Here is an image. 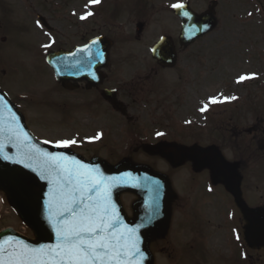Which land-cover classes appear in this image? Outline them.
Here are the masks:
<instances>
[{"label": "rangeland", "instance_id": "1", "mask_svg": "<svg viewBox=\"0 0 264 264\" xmlns=\"http://www.w3.org/2000/svg\"><path fill=\"white\" fill-rule=\"evenodd\" d=\"M136 1L130 4L114 1V13L119 8V16L114 21V88L123 103L131 104L128 109L131 122L115 112L112 116L104 104L98 106L101 112L94 107L74 111L83 104V99L62 92L46 62L49 52L67 51L72 47L65 39L64 15L68 13L77 11L84 15L91 11L93 15L85 20L87 38L97 32L108 36L107 17L112 14V0H100L99 4H90V0H48L44 6L56 9L55 23H50L54 33L48 35L42 34L36 26V14L42 15V7L37 3L43 0H0L1 26L13 34L11 42L10 39L5 45L0 42L3 81L0 87L12 100L19 99L27 125L39 140L55 144L59 140L76 139L78 143L70 148L86 160L100 158L117 166L129 159L147 165L170 177L174 194H178L179 187L180 190L185 187L179 183L189 171L173 170L170 160H162L164 154L153 153L149 145L159 141L179 142L181 137L198 141L202 146L217 145L229 162H244L242 187L246 200L250 205L264 204V159L253 146L255 140L260 142L262 138L264 145V0H216L217 29L199 40L190 52L197 58L193 57L186 64L180 62L174 70L160 69L151 58V49L161 35L170 33L165 28L173 24L172 20L176 21L172 5L181 0H146L149 15L143 20L149 26L139 41L135 39V27L141 17L130 14L133 9L137 11ZM212 1L193 0L191 7L203 13ZM76 20L78 17L73 18ZM127 38L130 40L126 41ZM150 74L151 78L146 79ZM182 74L194 82V86L180 80ZM242 75L252 78L237 83ZM221 96L237 99L210 104L206 112L200 111L209 98ZM89 97L88 102L93 96ZM70 102H74L76 108L70 107ZM255 124L257 132L249 134L248 130ZM97 134L103 138L90 139ZM0 197V231L11 228L32 236L4 196L0 194ZM188 197L189 201L194 198L193 195ZM136 200L133 194L120 195L122 207L130 218ZM176 213L174 202L167 238L159 240L154 236L150 242L148 248L153 264H174L163 250L169 248L172 253L170 246L174 242L176 249Z\"/></svg>", "mask_w": 264, "mask_h": 264}, {"label": "water", "instance_id": "2", "mask_svg": "<svg viewBox=\"0 0 264 264\" xmlns=\"http://www.w3.org/2000/svg\"><path fill=\"white\" fill-rule=\"evenodd\" d=\"M189 13L188 17L184 12ZM175 13L182 19L184 33L182 39H187L184 43L190 44L198 37L212 32L217 26L214 7L201 16L194 15L189 8L177 9ZM42 22L43 19H41ZM143 26H137V33L142 32ZM97 43H89L85 51L76 49L70 53L59 51L51 53L47 57V63L52 67L56 80L64 88H69V81H86L87 88L90 89L102 83V76L98 73L99 69L106 67L108 61V50L110 43L105 38L95 40ZM99 53V56L97 55ZM153 58L163 67H174L176 64V54L174 47L168 39H162L153 49ZM103 59L105 61L103 62ZM3 97V102L7 104V109L0 105L3 113V123H0V144L4 145L3 152L0 153V192L5 194L11 207L16 211L21 220L34 233L35 240H28L15 234L12 230L0 233V245L4 244L9 238L23 241L31 247L43 245L52 246L56 244L55 230L47 219L48 191L50 184L40 178L39 161H31L26 158L30 146H35L43 152L52 154H65L74 157L81 163L90 167H99L105 177L117 178V182L111 188V202L115 205L122 226L136 230L139 237V248L143 253V259L137 257L138 264H151L152 258L147 246L152 235L162 236L165 234L169 219V199L172 192L168 181L159 175L151 174L140 168H133L127 163H122L115 169L109 168L102 160L94 159L86 162L76 156L73 152L58 149L39 143L27 130L23 118L17 114L9 101ZM104 97L109 101L115 110L125 114V108L116 101V97L111 93L105 92ZM114 98V99H113ZM17 118V124L29 136V140L20 143L9 131L10 113ZM173 151H167V155H172ZM7 154L10 159H4ZM185 155L194 158L208 165L215 174H223L229 184L230 190L240 207L250 222L248 239L250 243L264 245V211L255 213L249 209L240 199L239 177L236 176L234 167L227 168L219 158L214 149L200 151L196 149L176 151V156ZM218 156V157H217ZM23 162H19V161ZM31 164V167H26ZM119 178H124L122 181ZM123 192L134 193L138 196V201L133 205L134 217L130 221L122 210L119 202V195Z\"/></svg>", "mask_w": 264, "mask_h": 264}, {"label": "snow or ice", "instance_id": "3", "mask_svg": "<svg viewBox=\"0 0 264 264\" xmlns=\"http://www.w3.org/2000/svg\"><path fill=\"white\" fill-rule=\"evenodd\" d=\"M99 3L100 0H90V4ZM172 7L184 9L185 5L174 4ZM183 14L185 17L189 16L187 11ZM92 15L88 11L80 19L86 20ZM37 24L40 25L39 20ZM95 43L97 42L93 41ZM79 51L83 52L85 49ZM250 78L252 77L242 75L238 77L237 83ZM235 99V96L211 97L200 111L206 112L210 104ZM0 105L7 109L3 97H0ZM3 120V113L0 111V123ZM16 121V116L10 113L9 131L19 146L20 143L27 142L29 136ZM100 138L101 134H97L90 139ZM77 143L76 139L59 140L54 147L70 148ZM3 149L4 145L0 144V153ZM26 158L40 162V178L51 185L46 201L47 219L55 230L57 242L52 246L31 247L23 241L9 238L4 241L7 248L0 245V264H138L137 257L143 259L136 230L122 226L115 205L111 202L110 190L117 178L105 177L99 167H90L74 157L63 153L43 152L35 146L29 147ZM4 159L10 157L4 154ZM25 166L31 167V164ZM123 179L119 178L121 181ZM236 239H239V235Z\"/></svg>", "mask_w": 264, "mask_h": 264}, {"label": "flooded vegetation", "instance_id": "4", "mask_svg": "<svg viewBox=\"0 0 264 264\" xmlns=\"http://www.w3.org/2000/svg\"><path fill=\"white\" fill-rule=\"evenodd\" d=\"M47 1L48 0H43L44 3H47ZM114 1H121L122 4H130L133 0H112L111 32L107 37L111 39L113 45L110 51L109 67L104 71L105 80L103 85L88 90L87 85L84 82H71L70 87L75 89L73 91L64 90L67 96L77 95L83 99V104H79L78 108H76V104L74 102H70L69 106L76 108L74 111H88L90 110L89 108L94 107V110L99 112L100 109L98 106L104 104L105 106L109 107V112H111V115L113 116L114 109L110 103L105 101L103 98V92L105 90L111 91L113 93V97L115 91L117 99L121 101L117 88H114ZM138 1L144 3L146 0ZM43 2L37 3L38 5H42V15L47 16L49 19L48 24H54V12L56 9L44 6ZM192 2L193 0H181L180 4H186L194 12L198 13L191 7ZM216 15L218 17L217 10ZM64 16L66 17L65 22L67 24V28L65 29V39L70 41L72 44V47L67 49L68 51L75 47L84 46L89 40L101 35V32H97L94 36L87 38L85 22L79 19L81 14L77 11L68 13ZM173 16L176 21L172 20L173 24H169V26L165 28L170 33L167 32L162 36L169 37L174 45L177 56V67L180 62L186 64L193 57L197 58L193 53L190 52L196 47V44L199 40L195 41L194 44L189 46L181 45L180 36L182 31V22L174 14ZM36 17L38 19L39 14H36ZM76 17H78V20L73 21V18ZM1 25L2 23L0 22V42L5 45L7 44V40L9 41L10 39L11 42L13 34L8 30V28L4 29ZM144 26H149L147 21H144ZM38 29L40 32H42V34L44 33L48 35L54 33L53 27L50 30H46L42 27L41 29ZM5 30L7 32H5ZM93 31L96 30L94 29ZM74 40H77V42H74ZM1 43L0 51H2ZM155 64L158 66L156 62ZM158 67L162 70H174L163 69L160 66ZM154 73H157V71ZM3 75H5L4 72ZM150 78L151 74L148 75L146 79ZM180 80L184 81L185 83H189L192 86L195 84L194 82H190V79L187 78L185 74L180 76ZM0 81L3 82L1 77ZM0 89L4 91L1 87ZM91 96H93V98L88 102L87 99L88 97L91 98ZM12 102L15 104L17 109L21 111L17 99H13ZM133 102H135V100ZM89 103L91 104L89 105ZM130 106L131 104H125L126 112ZM121 117L125 118L129 122L132 121V118H129L128 116ZM256 129H258V125L255 124L253 129L248 130V133L255 135L257 132ZM161 143L165 144V147H175L181 149L192 148L196 145H201L198 141H190L184 137H181L179 142L161 141ZM180 168L187 169L189 172L186 173L185 178L180 179L181 181L179 185L181 184L185 187L181 190L179 187L177 189L178 194L175 195L174 201L177 206V217L175 220L177 226L176 249L175 242L174 245L171 244L170 246L173 251L172 253L171 250L169 252V248H164V250L162 249L164 254H166L167 259L171 258V261H173L174 264H264V246L248 243L246 236L247 223L241 215V211L239 208H237L234 199L230 195V192L223 187L226 184L225 178L214 175L204 163L185 156L180 158L179 169ZM189 195L194 196L192 201L188 200V198L191 199L188 197ZM219 197H222L223 199H220ZM243 198L245 199L244 194ZM222 201L223 203L221 204ZM200 205L202 208L199 207ZM198 223L202 225V229H200ZM182 233H185L186 235L181 236ZM237 235H239L238 240L236 239ZM166 238L167 236H164L161 238V240H165Z\"/></svg>", "mask_w": 264, "mask_h": 264}, {"label": "trees", "instance_id": "5", "mask_svg": "<svg viewBox=\"0 0 264 264\" xmlns=\"http://www.w3.org/2000/svg\"><path fill=\"white\" fill-rule=\"evenodd\" d=\"M255 152H257V153H259V149H257V150H254ZM262 153H263V155H264V148L262 149Z\"/></svg>", "mask_w": 264, "mask_h": 264}]
</instances>
